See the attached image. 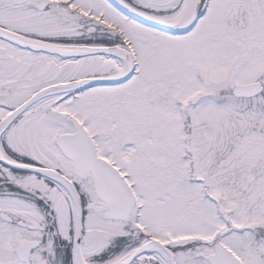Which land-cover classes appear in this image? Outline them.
<instances>
[{"label":"snow or ice","instance_id":"obj_1","mask_svg":"<svg viewBox=\"0 0 264 264\" xmlns=\"http://www.w3.org/2000/svg\"><path fill=\"white\" fill-rule=\"evenodd\" d=\"M0 264H264V0H0Z\"/></svg>","mask_w":264,"mask_h":264}]
</instances>
